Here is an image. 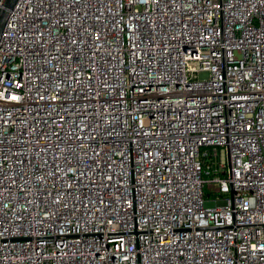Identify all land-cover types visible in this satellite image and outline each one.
Listing matches in <instances>:
<instances>
[{
  "label": "built area",
  "instance_id": "built-area-1",
  "mask_svg": "<svg viewBox=\"0 0 264 264\" xmlns=\"http://www.w3.org/2000/svg\"><path fill=\"white\" fill-rule=\"evenodd\" d=\"M0 264H264V0H19Z\"/></svg>",
  "mask_w": 264,
  "mask_h": 264
},
{
  "label": "water",
  "instance_id": "water-1",
  "mask_svg": "<svg viewBox=\"0 0 264 264\" xmlns=\"http://www.w3.org/2000/svg\"><path fill=\"white\" fill-rule=\"evenodd\" d=\"M19 0H5L4 7L0 10V38L10 16V10L14 8Z\"/></svg>",
  "mask_w": 264,
  "mask_h": 264
},
{
  "label": "rangeland",
  "instance_id": "rangeland-1",
  "mask_svg": "<svg viewBox=\"0 0 264 264\" xmlns=\"http://www.w3.org/2000/svg\"><path fill=\"white\" fill-rule=\"evenodd\" d=\"M215 206H216V203L213 199L206 198V200H205V207L206 208H214Z\"/></svg>",
  "mask_w": 264,
  "mask_h": 264
}]
</instances>
